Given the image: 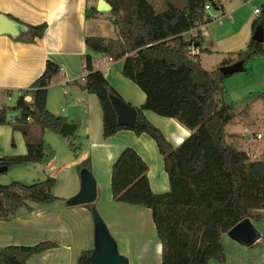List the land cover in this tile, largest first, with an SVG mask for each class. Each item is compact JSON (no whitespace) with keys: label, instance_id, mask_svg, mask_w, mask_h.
<instances>
[{"label":"trees","instance_id":"obj_1","mask_svg":"<svg viewBox=\"0 0 264 264\" xmlns=\"http://www.w3.org/2000/svg\"><path fill=\"white\" fill-rule=\"evenodd\" d=\"M105 1L111 6L117 39L87 37L85 43L92 51L114 62L123 60L122 76L145 93L146 101L137 109V126L130 128L118 123L110 97L123 98L103 71L95 69L89 55L84 57L86 90L99 100L104 139L123 130L137 136L148 135L164 159L170 184L168 192L154 193L148 179V165L136 150L128 147L112 166V199L151 211L162 245L161 264H228L230 256L223 241L227 232L246 218L258 221L256 213L264 211V156L251 160L248 152L223 145L225 127L231 116L228 106L218 108V97L224 98L225 94V77L219 69L237 61L264 57L263 44L251 40L246 50L232 54L233 58L223 60L220 67L208 71L200 61L202 34L191 38L190 46L184 35L213 22L205 12L209 0H186L183 11L176 10L166 0L167 6L162 12H157L148 0ZM261 12L262 17L254 21L253 30L259 26L264 28V4ZM97 15L93 8L88 17ZM10 19L20 26L18 38L31 42L41 38L47 29L46 24L34 26ZM194 44L199 51L197 55L191 52ZM60 72L58 65L47 62L42 75L17 98L15 105L3 106L0 127L10 124L14 130L21 131L27 153L1 158L0 167L9 170L28 163L45 164L55 157L43 135L46 130L60 134L67 123L65 117L49 112L46 105L47 88ZM261 98L264 99V93ZM10 111L15 114V123L8 120ZM145 111L175 119L192 133L174 147L148 121ZM33 127L39 129V136L32 135ZM69 148L77 154L81 145L71 142ZM82 169L92 172L90 159L79 165L78 171ZM55 183L54 178H48L29 185L0 184V220L16 217L22 208L32 210L30 203L44 206L59 201L53 192ZM259 238L256 232L255 240ZM57 247L50 241L34 246H7L0 251V264H29L32 257ZM91 254L90 250L83 251L79 264H90Z\"/></svg>","mask_w":264,"mask_h":264},{"label":"crops","instance_id":"obj_2","mask_svg":"<svg viewBox=\"0 0 264 264\" xmlns=\"http://www.w3.org/2000/svg\"><path fill=\"white\" fill-rule=\"evenodd\" d=\"M98 1L0 0L1 14L14 18L22 24L47 25L44 35L33 42L18 38L19 36H0V105L12 108L17 98L24 91L29 90L42 75L46 63L50 61L58 65L61 72L54 77L47 88V109L54 115L66 118V124L74 128L71 134L75 139L74 142L81 145L80 151L74 154L66 140L68 134H57L46 130L43 138L54 150L55 157L45 164H33L34 172L31 171L30 180L39 182L54 178L56 183L53 192L60 200L44 206L30 203L32 210L22 208L16 217L8 221L0 220V251L7 246H34L44 241L58 245L57 248L32 257L29 264H79L82 252L94 249L95 227L91 211L85 205L75 207L67 205V200L80 190L78 167L87 159L91 160L92 174L98 188L94 207L116 241L119 252H124L129 264L133 262L161 264L162 245L156 233L151 211L140 206L113 201L111 173L112 166L122 151L131 147L148 165V179L152 191L157 194L166 193L170 189V184L164 170V159L155 141L146 134L137 136L132 131L123 130L111 138L104 139L103 113L99 100L96 95L83 89L87 75L84 57L89 55L94 61L95 69L103 71L108 82L123 100L137 109H140L146 101L145 93L131 80L122 76L123 60L110 61L108 56L92 51L85 43L87 37L117 39L118 36L110 12L97 11ZM247 3L250 4L252 1ZM151 4L157 12L166 9L162 6L157 8L152 2ZM262 6L259 8L260 11ZM93 8L98 15L90 18L88 14ZM256 9L258 8H255L251 15L253 20H248L243 28L244 35L241 30L235 35L225 37L221 42H216V48H213L212 42L208 44L206 37L203 36L204 44L200 50V61L204 69L212 71L205 66V56L215 57L216 63L220 65L223 60L233 58L232 54L247 49L254 32L253 23L260 18L259 15H262V12L256 14ZM18 27L20 30L19 25ZM187 35L189 34H185L184 38ZM190 39L185 40L190 42ZM207 44L210 46L206 47ZM203 50L207 52L204 53ZM216 53L219 56H213ZM220 54L224 56L222 60H219ZM104 60L109 64H103ZM260 60L259 57L249 61ZM11 100L15 101L13 105L8 104ZM144 114L174 147H178L192 133L175 119L161 117L152 111H145ZM9 116L11 121L15 118L14 112L10 111ZM31 133L37 137L40 131L33 127ZM26 153L24 134L14 130L10 124L1 126L0 159ZM30 164L32 163L19 167ZM258 213L260 216L257 222L262 225L264 211ZM131 218L138 220L139 227L143 226L140 221L143 218L146 220L149 229L147 238L142 237L145 230H140L131 222ZM129 234H133V237H129ZM137 252H158L159 256L157 259L144 261L142 260L144 256L137 255Z\"/></svg>","mask_w":264,"mask_h":264},{"label":"rangeland","instance_id":"obj_3","mask_svg":"<svg viewBox=\"0 0 264 264\" xmlns=\"http://www.w3.org/2000/svg\"><path fill=\"white\" fill-rule=\"evenodd\" d=\"M148 1L152 2L157 8H160V6L166 8L167 6L166 0ZM247 1H252V3L248 4ZM211 2L220 4L219 0H211ZM263 3L264 0H224L221 2L223 9L217 10L213 8L210 11V15L213 19L220 18L225 12L229 18H223L221 22L215 19L200 30H196V33L202 34V36L206 37L207 43L210 44L212 42L213 48H216L217 41L221 42L225 37L235 35L243 30L246 22L253 20L251 15L254 9L261 8ZM259 17H262V15H259ZM242 33L243 35L245 34L244 30ZM192 35L185 36V39H190ZM208 44L206 47L210 46ZM220 45L223 46V44ZM213 56H219V54L216 53ZM223 57L220 54L219 60H222ZM205 58L204 63L207 69L213 71V69L220 67L219 63H216L215 57L205 56ZM260 58V61H247L246 71L226 77L223 83L225 89L224 98L218 97V108L228 106L229 115L231 116L230 122L225 127L223 145L248 152L251 160L260 159L264 156V99L261 98V94L264 93V57ZM103 62L105 65L109 64L106 60ZM14 102V100H11L8 104L13 105ZM9 119L10 116L8 117ZM258 134L261 135L260 139L256 137ZM66 140L68 145L71 142L79 145L74 142L75 139L71 135ZM31 171L34 172L33 164L21 168L19 166L12 167L0 175V183L2 185H10L15 182L26 185L32 184L34 181L30 180L32 179ZM256 214L259 215L260 213ZM134 219L131 218V222L140 230L144 229L142 237L147 238L149 236L147 223H143V226L139 227L138 220ZM147 220L149 221V219ZM251 222L254 230L261 235L252 244H239L229 239L227 235L223 238L227 255L228 257L230 256L228 264H264V223L260 225L259 222L254 220ZM129 237L132 238L133 234H129ZM120 253L124 255V252ZM137 255L144 256L142 260L145 261V259H157L159 253L137 252Z\"/></svg>","mask_w":264,"mask_h":264},{"label":"water","instance_id":"obj_4","mask_svg":"<svg viewBox=\"0 0 264 264\" xmlns=\"http://www.w3.org/2000/svg\"><path fill=\"white\" fill-rule=\"evenodd\" d=\"M170 5L178 11H183L186 7V0H170ZM99 13H107L111 11V6L105 0H99L96 7ZM20 34L18 24L8 16L0 13V36L9 35L17 37ZM252 40L257 43H264V28L257 27L252 35ZM190 46L191 42H187ZM197 44L193 45L196 48ZM245 60L234 62L230 65L223 66L219 69L220 73L226 78L236 73L245 71ZM86 89V87H83ZM111 103L116 111L118 123L123 126L135 128L138 121V110L136 107L126 103L122 99L111 96ZM31 102V98H27ZM74 128L65 124L61 129V134L71 135ZM7 167H0V173L7 171ZM98 197L97 182L91 171L82 169L80 171V190L72 198L67 200V205L89 206L92 213L95 227V246L91 256L88 258L90 264H129L126 256L122 255L116 241L111 236L106 224L94 207ZM229 239L243 245H250L255 241L256 232L249 218L244 219L227 232Z\"/></svg>","mask_w":264,"mask_h":264},{"label":"built area","instance_id":"obj_5","mask_svg":"<svg viewBox=\"0 0 264 264\" xmlns=\"http://www.w3.org/2000/svg\"><path fill=\"white\" fill-rule=\"evenodd\" d=\"M222 1H224V0H219V3L220 4H215V3H213V2H211V0H209L208 1V3H207V5L205 6V12H206V14H208L209 15V17L211 18V15H210V11L213 9V8H216L217 10H221L223 7H222V4H221V2ZM255 13L256 14H260L261 13V11L259 10V9H256L255 10ZM227 17V15H225V13H223L222 14V16L220 17V18H211L212 19V21H214L215 19H217L218 21H222V19L223 18H226ZM203 26H205V25H201V26H199V27H197V28H195V29H192L190 32H188L187 34H193L192 35V37L191 38H193V37H197L198 35H200V34H197L196 33V30H200ZM192 54H194V55H197V54H199V51L197 50V49H195V48H192ZM109 60L110 61H112V59L111 58H109ZM102 65V64H101ZM11 99V97L9 96V100ZM3 109V106H1L0 105V111ZM28 121H31L30 119H28ZM10 122H12V123H15V118H13ZM258 139H260L261 138V135L260 134H258L257 136H256Z\"/></svg>","mask_w":264,"mask_h":264},{"label":"bare ground","instance_id":"obj_6","mask_svg":"<svg viewBox=\"0 0 264 264\" xmlns=\"http://www.w3.org/2000/svg\"><path fill=\"white\" fill-rule=\"evenodd\" d=\"M140 222H141V224H142V223H146V220L143 218ZM142 225H143V224H142ZM147 232H149V230H148Z\"/></svg>","mask_w":264,"mask_h":264}]
</instances>
